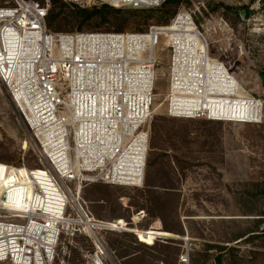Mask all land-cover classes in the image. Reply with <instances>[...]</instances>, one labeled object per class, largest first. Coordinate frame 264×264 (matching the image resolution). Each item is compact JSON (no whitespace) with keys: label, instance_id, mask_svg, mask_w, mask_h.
I'll use <instances>...</instances> for the list:
<instances>
[{"label":"built area","instance_id":"2783aa9c","mask_svg":"<svg viewBox=\"0 0 264 264\" xmlns=\"http://www.w3.org/2000/svg\"><path fill=\"white\" fill-rule=\"evenodd\" d=\"M65 1L140 9L167 0ZM48 11V4L37 0L0 6V83L41 163L30 168L0 161V264H56L59 245L76 234L94 243L82 255L83 264H107L110 255L96 229L123 223L97 219L80 188L84 182L144 184L157 47L170 52L163 98L167 115L227 120L200 104L228 97L246 102L241 118L247 121L240 122L260 123L264 105L244 95L228 68L211 57L193 11L185 7L167 24L140 32H52ZM221 68L226 84L215 77ZM252 104L259 112L249 120ZM71 182L77 184L76 192ZM181 258L188 261L187 255Z\"/></svg>","mask_w":264,"mask_h":264},{"label":"rangeland","instance_id":"374dc122","mask_svg":"<svg viewBox=\"0 0 264 264\" xmlns=\"http://www.w3.org/2000/svg\"><path fill=\"white\" fill-rule=\"evenodd\" d=\"M37 1L52 8V0ZM9 4L10 0H0V6ZM183 7L193 11L211 57L228 68L244 95L264 105V86L259 77L264 71V0H181L171 6L170 13ZM72 10L70 6L64 8L70 14L68 18L62 15L59 23L66 29L64 33L77 32L79 20L71 15ZM241 10L248 11L244 18ZM149 22V26L164 25L158 19ZM96 25L88 23L81 31H106L105 26ZM156 54V100L148 153L155 162L148 167V174L159 186L172 180L177 205L169 223L175 220L174 228L181 225L184 234L169 232L151 238L154 243L140 241L138 230L156 231L148 230L155 226L164 230L151 189L145 183L137 187L84 182L80 195L94 216L123 222L114 229H96L110 255L105 257L106 263L125 264L137 258L133 264H217L216 256L223 253L225 264H264V215H259L264 211V193L263 186L255 185L264 181V117L260 123H246L167 115L163 98L170 52L159 46ZM20 158L21 162L13 163ZM39 160L30 132L10 93L0 83V161L34 168L41 166ZM76 186L72 183L75 192ZM249 230L253 232L248 234ZM165 243L170 253L163 257L157 252L160 247L157 251L146 247ZM219 245L225 247L222 252ZM174 246L179 249L177 254ZM59 248L56 264H83L86 259L82 255L92 251L94 243L85 234H76L69 235ZM182 255L188 256L187 262L182 261Z\"/></svg>","mask_w":264,"mask_h":264},{"label":"trees","instance_id":"16d2710c","mask_svg":"<svg viewBox=\"0 0 264 264\" xmlns=\"http://www.w3.org/2000/svg\"><path fill=\"white\" fill-rule=\"evenodd\" d=\"M181 0H167L161 7L156 8H148V9H135V10H129L127 11L124 8H117L112 5L103 3L98 6H92V7H80L76 4L69 3L65 0H52V8L48 11L47 14V27L52 32H62L63 27L59 24L60 20L64 17L62 15L65 14V18H68V15L64 12V8L67 6L72 7V13L74 17L79 20L78 25L75 27L77 32H82V28L88 24V23H95L97 24L96 27L105 26L106 31H115V32H140L145 31L149 27V20L151 19H158L159 22H163L164 24H167L170 19L174 16L175 11H172L170 13L171 6L178 5ZM133 17H137L138 19H133ZM164 18V19H163ZM102 32V31H97ZM13 160H9V162H12ZM21 162V158L13 163H19ZM155 161H152V159L147 158V164H146V171H145V179L144 183L150 187L152 192V197L155 201V204L157 205L158 211L160 212V218L161 222L163 224L164 230L160 227H153L148 230H156V231H166V232H174L178 234H184V228L180 225L179 228H174L173 221L172 224H170V220L174 219L173 212L176 210L177 205V194L176 187L174 186L172 180L169 179L167 183H164L163 186H159L156 184L155 178H150L148 174V167L152 166ZM256 186H263V193H264V181L263 182H257L255 184ZM256 196V194H253ZM102 200H104L102 198ZM259 215H264V211L260 213ZM176 219H179L178 217ZM177 222V221H176ZM171 225V226H170ZM258 226V224L256 225ZM250 232H253L252 230L247 231L249 234ZM137 233V232H136ZM140 241L142 242H149L154 243V241L151 240L154 236H151L150 234L143 235L140 231H138ZM246 235V234H245ZM243 235V236H245ZM242 236V237H243ZM258 235H251V238H255ZM250 238V237H248ZM174 241V240H171ZM161 245V246H160ZM159 246H149L146 245L148 249L156 250L159 248V252L161 254V257H163V254H169L170 248L168 243L160 244ZM212 245H208V248H212ZM219 248V252H222L225 247L224 245L217 246ZM174 254H177L178 247L174 246ZM137 260V258H135ZM132 259L130 262H125V264H133L132 262L135 260ZM224 254L220 253L216 256V262L217 264H225ZM196 264V263H192Z\"/></svg>","mask_w":264,"mask_h":264},{"label":"bare ground","instance_id":"6f19581e","mask_svg":"<svg viewBox=\"0 0 264 264\" xmlns=\"http://www.w3.org/2000/svg\"><path fill=\"white\" fill-rule=\"evenodd\" d=\"M215 77L218 78V80H224L225 81L224 84H226V82L228 81L223 68L218 70V74L215 75ZM245 103L246 102L243 101V99L231 100L228 97L227 98L220 97L219 99H213V100L210 99V101L208 102L207 101L201 102L200 105L201 107L209 108L213 112H217L218 116L228 118L227 120H235L237 122H240L241 120L247 121V119L241 118V114H245V111L247 110ZM248 108L251 111V116H250L251 118L249 117L248 118L249 120H253L252 117L255 116V113L259 112V107L257 106V104H252ZM120 222L123 223L122 220ZM141 233L143 235L147 233L150 234L151 236H161V235L165 236L170 234L169 232L166 231H148V232L141 231Z\"/></svg>","mask_w":264,"mask_h":264},{"label":"water","instance_id":"95a60500","mask_svg":"<svg viewBox=\"0 0 264 264\" xmlns=\"http://www.w3.org/2000/svg\"><path fill=\"white\" fill-rule=\"evenodd\" d=\"M245 13H246L245 10H241V11H240V15H241V17L244 18V17H245ZM259 77L261 78L262 83H263V86H264V71H262V72L259 73Z\"/></svg>","mask_w":264,"mask_h":264},{"label":"flooded vegetation","instance_id":"af4514ba","mask_svg":"<svg viewBox=\"0 0 264 264\" xmlns=\"http://www.w3.org/2000/svg\"><path fill=\"white\" fill-rule=\"evenodd\" d=\"M246 14H248V11H246Z\"/></svg>","mask_w":264,"mask_h":264}]
</instances>
